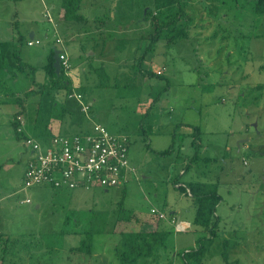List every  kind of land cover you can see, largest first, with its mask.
I'll return each mask as SVG.
<instances>
[{"label":"rangeland","instance_id":"rangeland-1","mask_svg":"<svg viewBox=\"0 0 264 264\" xmlns=\"http://www.w3.org/2000/svg\"><path fill=\"white\" fill-rule=\"evenodd\" d=\"M45 1L0 0V264H118L111 230L135 228L137 217L153 222L158 212L190 228L164 222L171 232L157 264H186L182 253L208 236L193 224L194 206L183 190L190 180L216 183L222 196L218 231L205 240L202 264H264V13L255 12L253 0H111L94 10L96 40L105 46L111 38L116 46L122 41L125 48L113 51L117 60L151 56L146 66L164 67L162 75L116 66L105 67L108 75H83L77 48L79 41L88 45L87 38L70 39L59 22L49 21ZM146 11L152 14L145 17ZM155 13L163 27L152 42ZM32 29L39 43L27 45ZM57 38L72 58L69 78L80 72L88 80L74 88L92 105L76 108L74 116L61 107L72 100L68 89L43 83L50 48L61 50ZM15 114L23 121L19 133L11 123ZM73 117L128 135L134 173L107 190H22L31 151L25 138L42 142L47 134H63L58 126ZM171 143L170 154L155 151ZM116 209L130 221L112 225ZM105 218L106 233L94 235L90 255L70 250Z\"/></svg>","mask_w":264,"mask_h":264},{"label":"trees","instance_id":"trees-1","mask_svg":"<svg viewBox=\"0 0 264 264\" xmlns=\"http://www.w3.org/2000/svg\"><path fill=\"white\" fill-rule=\"evenodd\" d=\"M81 1L82 0H60L59 1V9L63 11L61 13L62 17H61L60 22H62L64 26H69L71 24H77V23H83V24L87 23V18L83 16L81 12L79 11ZM253 2H254L255 12L264 13V0H253ZM145 14H146L145 17H148L150 14H152V12L146 11ZM46 17H50L49 14H47ZM152 18L153 20L156 19V22L153 21L152 23L154 29L156 30L151 32L150 41L154 42L159 35V31H158L159 27L160 26L163 27V25L157 20V13H155V16H152ZM176 18L178 17H175L171 22L173 23L176 20ZM120 44L123 45L124 43L121 41L116 47H118ZM54 48L55 47L50 48V51L47 55L46 64L43 66V71L45 73V79L43 83L47 82L49 87H53V88L68 89L67 96H69L68 94L70 92L69 89L71 86H70V81L66 77V75L70 67L67 70H64L63 66L60 64L61 66L60 74H57L55 72V68L53 66ZM63 51L66 53L65 49ZM137 58L138 59L136 60L135 66H138L137 69L141 71V68L139 67V62L142 58L141 59H139V57ZM68 62L70 64L69 59H68ZM160 71L162 73V69ZM140 73L146 76L162 75L161 73H158L157 71L153 72L151 70H142ZM255 87L262 88L259 84H257ZM11 123L13 127L15 128L16 132L18 133L21 132L22 123H21V116L19 114H15V116L12 118ZM195 129L198 130V132L200 131L197 126L195 127ZM88 132L90 131L77 132V133L69 134L67 136H72L75 134H78V135L86 134ZM115 134H120V133H115ZM16 136L18 135L16 134ZM126 136L128 137V135ZM40 143L43 146H47L48 144H50V140L48 144L42 143V142ZM172 150H173V143L165 150L161 152H157V153L160 155H168L170 154ZM31 155H32V152L30 151V155L27 157L28 159L25 163V167ZM25 167H24V171H25ZM133 173L134 171L132 173L130 172L128 174V178ZM175 183H178V182L175 181ZM183 184H184L183 190H187V194L190 195V198L194 206L193 224L204 227V229L208 233V236H204V238L202 237L199 238L198 243L196 244V247L189 249L187 251H184L182 253V258L185 260L186 264H190V263L191 264H202L203 258H204V252H205V240L214 238L218 231L219 216L216 214V207L221 201L222 196L218 192V188H217L218 185L216 183L190 180L188 182H184ZM30 187H33V186H30ZM48 187L52 189H56L53 186H48ZM118 209L112 211V215H114V219L111 223L112 225H114L117 221H120V220L130 221L131 219L130 215L124 216L121 218L119 216V213L117 212ZM151 212L155 213L154 211H152V209H151ZM166 220L169 221V219L167 218V215L165 214H164V217L163 216L160 217L157 214V217L155 220H153V222L145 221L137 217V222H136V224L138 225L137 227L124 229V230H117V231L111 230L110 234L115 235V240H117V243L111 246V249H113L115 253L117 263L118 264H157L162 256L161 253L168 249V239H169L171 230L170 228L165 227L164 222ZM105 224H106V218L104 219L101 227H98L96 231H87L86 233H84V237L79 240L78 244L75 247H71L70 250L74 252L76 251L86 252V254L90 255L93 250V247H92L93 237L95 234H105L106 233L104 232L105 230L103 231ZM222 256L224 260L227 261V263H230L227 260L228 255L226 251L222 253Z\"/></svg>","mask_w":264,"mask_h":264},{"label":"built area","instance_id":"built-area-1","mask_svg":"<svg viewBox=\"0 0 264 264\" xmlns=\"http://www.w3.org/2000/svg\"><path fill=\"white\" fill-rule=\"evenodd\" d=\"M34 42L38 40H29L27 44ZM59 58L60 64L67 70L70 67L69 58L62 49ZM157 72L161 73L160 70ZM70 96L81 102V94L71 93ZM81 104L82 109L87 111L88 105ZM24 143L31 145L32 155L23 173L22 190L36 185L58 189H87L92 186L107 189L122 185L128 174L134 171L128 160V137L121 133H111L99 123H95L86 134L54 135L47 146L28 138ZM24 201L30 202V199L25 198ZM152 211L157 213L155 209ZM157 214L164 217L163 212ZM175 223L176 229L180 231L190 227L189 222L177 220Z\"/></svg>","mask_w":264,"mask_h":264},{"label":"crops","instance_id":"crops-1","mask_svg":"<svg viewBox=\"0 0 264 264\" xmlns=\"http://www.w3.org/2000/svg\"><path fill=\"white\" fill-rule=\"evenodd\" d=\"M59 1L60 0H56L55 2L53 0H49V1L46 0L45 1V3L47 2L48 7H49L48 14L50 16L49 19H51L49 21H52V23L53 22H57V23L59 22L60 23L59 26H61V29H63L64 32H66V35H68V37L70 39H72L78 35V36H80V39L85 37V38H87L86 41H88V45H84L82 43V41L78 42L79 46L77 48V51H78L77 57H78V61L80 62L79 63L80 65L76 66L78 71H81L83 75L87 74L89 71H92V70H94L98 73H100V71H101L103 74L108 75V73L105 71V67H108V68L114 67V66H116L118 68L119 67H128L127 68L128 71L131 70L130 67H138V66H135V64H136V60L138 59L137 56L139 57V59H141L140 54L138 55L137 53H133L132 56H130L129 58H126L125 55H122L121 58L117 60V58L114 56L113 51L120 50V49L123 50L125 48L124 44L120 45L119 47H116L115 39L111 38V41L107 42V44L105 46L104 43H99L96 40L95 35H96V32H98V27H97L96 23L99 21L98 20L99 17L97 18L95 15L99 12V10L97 12L96 11L94 12V10L97 7L105 6L107 4H111L112 3L111 0H82L81 4H80L79 11L81 12V14L83 16H85L87 18V23H84V24L83 23H77V24H71L69 26H64L63 24L61 25L60 20L62 17V14H61L62 10L59 9ZM52 2H54V3H52ZM88 10H91V12H86ZM89 15H93V16H89ZM11 17H13V16H11ZM11 20H12V18H11ZM79 27L81 30H79ZM99 27H100V25H99ZM53 28H55V27L53 26ZM76 29H78V30H76ZM56 30H57V27H56ZM56 30L53 29V32ZM80 31H81V34H80ZM31 32H33L32 38L27 39V42L29 40H38V39H34L35 30L32 29ZM128 38L129 37L125 38V42ZM57 42L60 44V48L62 50L65 49V51H66V48L64 46V41L61 38L60 39L57 38ZM34 43H36V42H34ZM34 43H32L30 45H33ZM37 43H39V40ZM27 45H29V44H27ZM66 54H67L68 58L71 60L72 58L67 51H66ZM114 57L116 58L115 60H114ZM150 58H151V56H150ZM150 58H148V60H147L145 58V56L142 57V60H140V62H139V67L141 68V71L142 70H150L149 65H147L148 66L147 67L146 63H145V61L146 62L150 61L151 60ZM161 68L164 69V67H161ZM161 68H158V70H161ZM141 71H139V72H141ZM98 73H97V76H99ZM69 76L71 77V75L69 74V71H68L66 77L69 79L70 86H71L69 89L70 92L68 94L69 95L68 98H70L72 100H68V101L63 100L61 107L64 109V111H68L69 113H72V114H70V116H74L75 115L74 112H75L76 108L79 107L80 109H82L81 103H83V104L86 103V101H84V99H83V96L85 97V95H83V92L80 91L79 89L74 88L75 87L74 82L82 83L85 81V83H87L88 80L86 81V79H81L82 76H80V72L77 73L75 75V77H73L71 79L69 78ZM44 79H45V73H44L43 80ZM100 84L101 83H99V85ZM71 93L81 94V96H82L81 102H80V100L76 99V97L70 96ZM94 100H96V99H94ZM86 104L88 105V109H89V106L92 105V102H88ZM52 105L53 104L51 103V106ZM21 123H23L22 118H21ZM66 123H67V125H65V127H63L62 124H60L58 126L60 128V130H62L64 132L61 135H69V134H67L69 132L70 133L71 132H76V133L77 132H83L82 131L83 129H84V132H86V131H90L92 129V123L88 122L87 120L81 121L80 117L79 118L73 117L72 119L70 118L68 120V122H66ZM187 129H189V128H187ZM76 130H78V131H76ZM168 133H174L173 128ZM71 134H73V133H71ZM50 136L52 137L53 135L47 134V137L45 138V140L42 141V143L48 144L49 140L51 139ZM173 148H174V146H173ZM165 149H163V150H165ZM163 150L162 149H156L155 151L161 152ZM175 185H180V184L175 183ZM46 187H48V186H46ZM77 188H84V187H77ZM105 190H107V189L105 188ZM168 219L170 221L174 220V222H177V220H179V219H177L175 221L176 217L174 215H171ZM184 222H186V221H184Z\"/></svg>","mask_w":264,"mask_h":264},{"label":"water","instance_id":"water-1","mask_svg":"<svg viewBox=\"0 0 264 264\" xmlns=\"http://www.w3.org/2000/svg\"><path fill=\"white\" fill-rule=\"evenodd\" d=\"M33 32H30L29 37L32 38ZM59 51L58 49L54 48V54H53V58H54V62H53V66L55 68V72L57 74H60V58H59Z\"/></svg>","mask_w":264,"mask_h":264},{"label":"clouds","instance_id":"clouds-1","mask_svg":"<svg viewBox=\"0 0 264 264\" xmlns=\"http://www.w3.org/2000/svg\"><path fill=\"white\" fill-rule=\"evenodd\" d=\"M190 224V223H189ZM190 228V227H189Z\"/></svg>","mask_w":264,"mask_h":264}]
</instances>
